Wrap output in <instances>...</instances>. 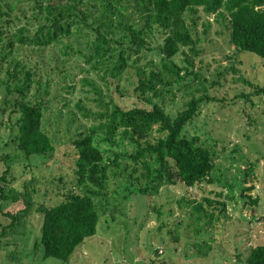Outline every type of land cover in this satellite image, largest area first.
<instances>
[{"label":"rangeland","instance_id":"obj_1","mask_svg":"<svg viewBox=\"0 0 264 264\" xmlns=\"http://www.w3.org/2000/svg\"><path fill=\"white\" fill-rule=\"evenodd\" d=\"M7 1L13 4V11H9ZM33 5L31 0H0L6 13L0 16V25L4 24L6 35L21 26L29 28L31 33L36 30L40 20L34 18ZM198 15L196 24L192 18L189 22L200 51L193 54L187 48V54H179L176 59L185 65L190 59L193 69L206 77L207 92L215 98L203 102L184 129V135H198L212 148L214 182L204 181L194 187L178 182L164 185L156 193H135L126 199L128 180L112 176L109 183L112 211L102 213L97 234L87 237L69 262L45 258L43 249L35 247L43 215L33 209L23 218L19 231L10 233V243L0 250V264H247L250 248L264 243V92H257V87H264V63L255 53L237 50L230 40L228 19L218 20L203 11ZM7 19L10 23H6ZM86 33L65 38V44L70 42L75 46V50L68 49V54L63 53L61 45L41 48L18 42L14 53L8 54L0 66V156L5 157L0 160V173L9 163L8 190L11 187L23 189L27 182L35 179L31 189L37 191L33 196L36 206L42 201L55 204L62 198L63 191L76 188L72 141L92 121L79 112L76 103L84 99L89 108L100 109L94 101L99 95L95 91L87 92L92 86L82 82L88 75L82 67L87 69L88 66L79 50L88 51ZM3 38L0 49L8 53L9 47L3 45L7 38ZM151 58L159 60L153 54L146 60ZM18 61L51 79L52 104L43 121L55 144L50 157L33 155L29 160L14 143L19 112L6 104L3 81L9 78L8 69ZM90 75L97 79L98 89L103 94H112L120 105H144L134 92L135 73L129 75L132 82H121L126 91L124 96L117 91V82L109 89L93 71ZM213 81L216 83L212 84ZM185 83L176 85L174 92L167 94L164 105L168 112L175 114L193 95L206 93L204 88L196 89L202 84L199 80L192 81L191 85L188 80ZM99 139L101 137L96 141ZM100 141L111 157L115 151L130 152L133 148L129 138L121 134L112 141ZM206 198L213 200L212 205H206L214 211V220L208 231L197 234L195 229L200 227V222H195L192 206H183L181 200L201 202ZM223 202L225 211L221 212ZM1 203L4 212L0 213V230L2 225L12 221L5 211L18 213L25 206L23 200ZM204 240L212 246L206 254L197 246Z\"/></svg>","mask_w":264,"mask_h":264},{"label":"trees","instance_id":"obj_2","mask_svg":"<svg viewBox=\"0 0 264 264\" xmlns=\"http://www.w3.org/2000/svg\"><path fill=\"white\" fill-rule=\"evenodd\" d=\"M31 1L34 18L40 20L33 33L21 26L6 35L4 24L0 25V41L6 37L3 45L9 47L8 53L0 49V66L8 54L14 53L18 42L41 48L61 45L63 53L68 54V49L75 50V46L70 42L65 44V38L87 32L88 51L79 50L88 66L87 69L82 67L88 73L82 82L92 86L87 92L95 91L99 95L94 101L100 109L89 108L84 99L76 103L79 112L92 121L72 141L76 188L63 191L57 203L49 205L42 201L36 206L33 196L37 191L31 189L35 179L27 182L23 189L11 187L8 190L7 174L11 166L7 162V169L0 173V213L4 212L1 201L23 200L25 206L18 213L5 211L12 221L2 225L0 250L10 243V233L19 231L23 218L35 209L43 215L41 234L35 247L43 249L45 258L55 257L67 263L87 237L97 234L102 213L112 211L109 207L113 204L109 189L112 176L128 180L126 199L135 193H156L162 186L178 182L188 187L204 181L214 182L212 148L198 135H184V129L194 119L200 105L215 98L207 92L206 77L193 69V62L187 59V65L180 64L176 56L187 54V48L193 54L199 53L189 19L196 24L199 12L203 11L208 16L215 15L218 20L228 19L230 40L237 50L255 53L264 63V0ZM6 6L13 11L12 3L7 1ZM5 14L0 6V16ZM149 54L157 55L159 60H146ZM92 71L109 89L117 82V91L123 96L126 91L121 85L122 80L132 82L129 75L135 73L134 92L144 105L124 107L112 94H103L98 89L97 79L90 75ZM8 75L9 78L3 81L4 100L19 112L14 138L17 149L29 160L33 155L38 158L52 156L55 144L43 125L52 104L51 79L28 68L22 61L9 68ZM186 80L190 85L199 80L202 87L196 89L204 88L206 93L198 97L193 95L175 114L168 112L164 105L167 94L173 93L176 85H186ZM257 88L258 93L264 92V87ZM119 134L129 138L132 150L115 151L114 157L107 156L109 151L101 147L100 140L112 141ZM98 137L101 139L96 141ZM4 158L0 156V160ZM181 203L192 206L194 220L203 228L197 227L196 233L208 231L214 211L206 204L212 205L213 200L182 199ZM222 204L221 212H224L226 204ZM197 244L205 254L212 247L208 240ZM246 262L264 264V243L250 248Z\"/></svg>","mask_w":264,"mask_h":264}]
</instances>
